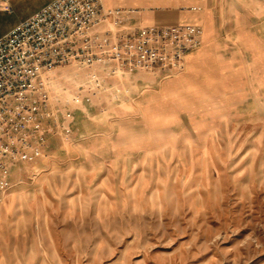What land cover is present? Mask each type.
Returning <instances> with one entry per match:
<instances>
[{
  "label": "rangeland",
  "instance_id": "obj_1",
  "mask_svg": "<svg viewBox=\"0 0 264 264\" xmlns=\"http://www.w3.org/2000/svg\"><path fill=\"white\" fill-rule=\"evenodd\" d=\"M15 1L0 33L51 0ZM243 62L203 85L171 83L185 65L45 73L40 155L0 193V264H264V58Z\"/></svg>",
  "mask_w": 264,
  "mask_h": 264
},
{
  "label": "built area",
  "instance_id": "obj_2",
  "mask_svg": "<svg viewBox=\"0 0 264 264\" xmlns=\"http://www.w3.org/2000/svg\"><path fill=\"white\" fill-rule=\"evenodd\" d=\"M0 10L12 11L9 0H0ZM119 13L106 10L101 0H51L0 37V193L9 190V163L40 155L42 121L51 117L45 73L69 64L168 72L182 69L200 46L202 28L196 24L100 33Z\"/></svg>",
  "mask_w": 264,
  "mask_h": 264
},
{
  "label": "crops",
  "instance_id": "obj_3",
  "mask_svg": "<svg viewBox=\"0 0 264 264\" xmlns=\"http://www.w3.org/2000/svg\"><path fill=\"white\" fill-rule=\"evenodd\" d=\"M13 1L14 4H18V1L9 0L12 8ZM101 2L106 10L120 11L99 27L98 30L102 34L111 33V30L116 32L118 29L115 26L125 30L154 24L201 26L200 46L187 55L185 72L171 83L185 77L191 80L193 85L195 82L203 85L206 83L207 70L217 73L227 66L241 69L244 57L247 59L248 56L251 61L250 67H257L258 60L264 58V0H101ZM45 4L47 2L43 6ZM6 14L10 12L0 10V20ZM13 27L8 26L4 29L0 37ZM108 67L115 72L119 71L115 65L111 64Z\"/></svg>",
  "mask_w": 264,
  "mask_h": 264
},
{
  "label": "bare ground",
  "instance_id": "obj_4",
  "mask_svg": "<svg viewBox=\"0 0 264 264\" xmlns=\"http://www.w3.org/2000/svg\"><path fill=\"white\" fill-rule=\"evenodd\" d=\"M4 6H6V4H4Z\"/></svg>",
  "mask_w": 264,
  "mask_h": 264
}]
</instances>
